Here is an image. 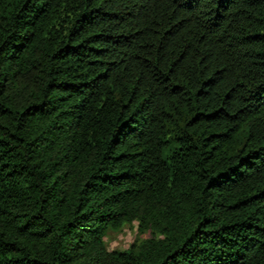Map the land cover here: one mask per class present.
I'll return each instance as SVG.
<instances>
[{
  "label": "trees",
  "instance_id": "trees-1",
  "mask_svg": "<svg viewBox=\"0 0 264 264\" xmlns=\"http://www.w3.org/2000/svg\"><path fill=\"white\" fill-rule=\"evenodd\" d=\"M0 264H264V0H0Z\"/></svg>",
  "mask_w": 264,
  "mask_h": 264
},
{
  "label": "rangeland",
  "instance_id": "rangeland-1",
  "mask_svg": "<svg viewBox=\"0 0 264 264\" xmlns=\"http://www.w3.org/2000/svg\"><path fill=\"white\" fill-rule=\"evenodd\" d=\"M136 223L125 224L118 230L110 229L105 236L108 250H123L127 248L136 238Z\"/></svg>",
  "mask_w": 264,
  "mask_h": 264
}]
</instances>
